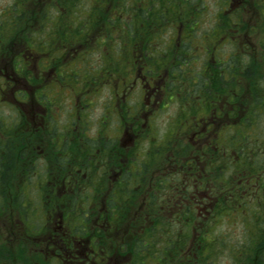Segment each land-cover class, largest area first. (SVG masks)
Segmentation results:
<instances>
[{
    "label": "flooded vegetation",
    "instance_id": "flooded-vegetation-1",
    "mask_svg": "<svg viewBox=\"0 0 264 264\" xmlns=\"http://www.w3.org/2000/svg\"><path fill=\"white\" fill-rule=\"evenodd\" d=\"M74 11L89 15L85 30L61 25L43 49L22 44L15 25L0 33V264H177L201 231L226 264H264L258 0H94ZM89 41L105 50L93 70ZM177 81L215 106L179 139L143 145L148 106Z\"/></svg>",
    "mask_w": 264,
    "mask_h": 264
},
{
    "label": "trees",
    "instance_id": "trees-1",
    "mask_svg": "<svg viewBox=\"0 0 264 264\" xmlns=\"http://www.w3.org/2000/svg\"><path fill=\"white\" fill-rule=\"evenodd\" d=\"M8 0V3L4 5L2 8H9L16 10V20L13 21L10 13H2L0 12V33L5 30L9 31L11 27L15 25L18 35V40L21 32H25L28 30V27L31 26L35 21H38L41 25L45 26L43 23L52 28L55 37L52 36L51 43L56 42L57 40H61L58 37V34L61 35L63 28L61 25H65L64 32L67 35L72 37L75 32L79 33L80 30L83 32L86 28V24L84 21L86 17L89 15L78 13L76 14L74 10H83L84 4L82 0ZM53 8L60 9L57 12H50ZM61 10H64V13L61 14ZM89 13V12H88ZM72 16L74 17L72 19ZM6 17V19H4ZM11 17V18H10ZM65 17V18H64ZM88 22V21H87ZM86 22V23H87ZM80 23V26L83 27H75L74 24ZM73 29H72V28ZM10 32V31H9ZM25 35H22L24 37ZM264 55V52H263ZM253 84V81H250ZM231 138H234L235 128H232ZM233 146V141L230 143ZM227 143V146H230ZM230 146V147H231ZM11 168H5L3 171L10 170ZM184 247V244H183ZM211 249L207 248V242L203 238V232L199 234L198 237L195 238L192 246V254L191 255H180L177 257V264H219V259L221 258L218 252L217 245L210 246ZM206 249V251H205ZM179 250V249H178ZM152 258V255H148ZM147 257V256H146Z\"/></svg>",
    "mask_w": 264,
    "mask_h": 264
},
{
    "label": "clouds",
    "instance_id": "clouds-1",
    "mask_svg": "<svg viewBox=\"0 0 264 264\" xmlns=\"http://www.w3.org/2000/svg\"><path fill=\"white\" fill-rule=\"evenodd\" d=\"M258 6L260 7L261 19L258 27L264 30V0H258ZM227 4L220 6V9L226 8ZM243 13H235L232 16V20L237 25L242 23ZM247 60V57L245 58ZM185 86H181V82L177 81L175 87H164L163 91H159L157 96L154 98L152 103L148 106L151 130L148 131L147 136L142 139V144L147 145L151 141L152 137L156 138V143L153 148H159L164 145L167 141L179 139L182 134L193 126V121H199L200 116H206L207 112L204 111L205 105L215 106V97L196 99L199 93L194 96H189L184 90ZM188 91H191L189 89ZM139 108L134 109V113L138 112ZM169 111L175 113L174 117L170 120L169 126L166 130L161 131L159 127V119L161 116ZM179 181L180 177L175 178ZM187 191L192 192L191 186L188 187ZM244 243V240H241Z\"/></svg>",
    "mask_w": 264,
    "mask_h": 264
},
{
    "label": "rangeland",
    "instance_id": "rangeland-1",
    "mask_svg": "<svg viewBox=\"0 0 264 264\" xmlns=\"http://www.w3.org/2000/svg\"><path fill=\"white\" fill-rule=\"evenodd\" d=\"M8 3V0H0V8H2L4 5H6ZM83 4L84 7H90L94 4V0H83ZM53 12V11H50ZM65 18V17H64ZM74 17L72 16V19ZM90 18V17H86V20ZM86 20L84 21V23L86 24ZM45 25V27H41V24L38 23V21H35L31 26L28 27V30L25 32H21L20 33V37L22 35H25L22 38H20L22 44L27 45L28 47L30 45H36L37 47H39L40 49H43L45 46H48L52 36L54 35L52 28L49 27L46 22L43 23ZM99 32H101V28H96L94 29L93 33H91V36H94L95 34H98ZM66 44H69V41H65ZM86 47H88V51L89 53L86 55V59H87V64L85 63L83 66L85 68L91 69L93 70V68L96 67L97 65V61L99 56H104L105 55V50L101 48V46L99 45L98 47L94 46L93 43L91 41L87 42L86 44H84ZM58 46V44L56 45V47ZM19 48V45L17 46ZM75 47V44H73L70 47H67V49L69 50H73ZM67 58H69V55L67 54L66 56ZM79 66V64L77 65V67ZM68 82V81H67ZM96 112V107L93 108V110L91 111V113H95ZM260 131V129H258ZM223 229H225V226H221ZM219 225L215 227L214 229V233L217 236L220 232V228ZM232 227H230L227 230H231ZM235 236H238V230L235 234ZM230 238V237H227ZM235 240L233 238H230V240H227L226 243L229 245L230 243H233ZM229 263H231L230 258H229ZM219 264H226L225 259H219Z\"/></svg>",
    "mask_w": 264,
    "mask_h": 264
}]
</instances>
